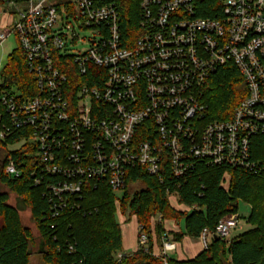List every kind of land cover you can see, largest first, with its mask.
Masks as SVG:
<instances>
[{
  "label": "built area",
  "instance_id": "built-area-1",
  "mask_svg": "<svg viewBox=\"0 0 264 264\" xmlns=\"http://www.w3.org/2000/svg\"><path fill=\"white\" fill-rule=\"evenodd\" d=\"M119 1L0 0V143L13 141L0 148L5 174L23 176L14 153L31 157L52 218L102 184L124 192L135 166L160 183L185 178L196 160L264 176L251 145L264 136V0H140L133 40ZM78 29L91 31L87 42ZM81 42L89 48L71 55ZM18 57L32 82H11ZM230 64L247 94L230 119L209 121L204 88ZM240 222L234 214L205 228L203 249L230 244ZM141 231L138 250L149 246ZM177 249L166 236L158 256L168 264Z\"/></svg>",
  "mask_w": 264,
  "mask_h": 264
},
{
  "label": "trees",
  "instance_id": "trees-1",
  "mask_svg": "<svg viewBox=\"0 0 264 264\" xmlns=\"http://www.w3.org/2000/svg\"><path fill=\"white\" fill-rule=\"evenodd\" d=\"M119 3L124 36L136 39L141 33L140 0H120ZM198 16L215 17L204 11ZM6 72L12 83L33 80L21 57L12 58ZM70 81L78 82V78L72 75ZM246 94L236 67L232 64L220 67L204 88L207 120L230 119ZM7 143H0V148H6ZM251 145L253 159L264 165V136L254 137ZM14 156L23 176H7L4 172L6 160H3L0 183L30 209L44 244L42 256L47 264H164L161 257L154 255V237L159 242L169 234L178 242L185 236L199 238L205 228L214 231L223 217L238 214L240 201L247 202L252 208L249 231L234 238L230 244L214 240L209 249L194 259L178 261L170 258L168 264H264L262 175L239 168L210 167L205 161L196 160L195 170L185 178L170 180L166 176L164 183H160L144 168L135 166L128 171L121 198L102 184L97 189H89L78 202V208L52 218L41 187H34L31 157L21 153H14ZM173 192H176L178 204L188 211L172 206ZM9 199L8 192H0V264H29L30 248L34 244L32 231L23 226L19 212L9 204ZM119 214L134 217L141 232L149 236L147 249L140 248L122 261L118 260V255L124 252ZM166 221L175 222L180 231L168 233L164 227Z\"/></svg>",
  "mask_w": 264,
  "mask_h": 264
},
{
  "label": "rangeland",
  "instance_id": "rangeland-1",
  "mask_svg": "<svg viewBox=\"0 0 264 264\" xmlns=\"http://www.w3.org/2000/svg\"><path fill=\"white\" fill-rule=\"evenodd\" d=\"M79 34L81 39H85V41L87 42L88 39L91 37V31L89 30H79ZM86 42H81L79 43V46L73 48V50L71 51V55H75L79 52H83L86 51L89 48L88 43ZM12 45H8V49H10ZM32 155H35L34 152H31ZM2 154V151L0 150V156ZM1 159H0V164H1ZM0 192H8L9 194V204L11 206H13L14 208L17 209V211L20 214L21 217V222L23 224V226H25L26 228L30 229L32 231V235L34 238V244L33 246L30 248V252H31V257H30V261L29 264H47L44 260V257L39 253L41 250V247L39 246L40 243V235L39 232L36 229L35 223L32 219V215H31V211L30 209L25 205V203L23 201H21L16 194L10 192L9 190H7L5 187L2 186V184L0 183ZM114 195L117 198H121L123 195V192H115ZM251 206L250 204H248L245 201H240L239 202V207H238V215L240 216L241 222L239 225V228L235 233V235L240 236L241 234L249 231L252 227L248 224V219L251 215ZM231 216L227 215L225 217H223L222 219ZM121 218H123V222L121 221ZM134 218V217H133ZM133 218H130L128 215L123 217L121 216V214L118 215V220L120 223L123 224H127V225H133L134 221L132 220ZM182 228L184 227V223L182 222ZM155 231V228H154ZM234 235V234H233ZM176 242V241H175ZM177 243V242H176ZM163 247V245H162ZM40 249V250H39ZM162 250V249H161Z\"/></svg>",
  "mask_w": 264,
  "mask_h": 264
},
{
  "label": "crops",
  "instance_id": "crops-1",
  "mask_svg": "<svg viewBox=\"0 0 264 264\" xmlns=\"http://www.w3.org/2000/svg\"><path fill=\"white\" fill-rule=\"evenodd\" d=\"M171 204L174 208L180 211H188L189 209L180 206L177 202L176 197L171 198ZM123 218L121 221L123 222ZM134 221L133 225H127L121 223L122 229V237H123V250L126 253L133 254L137 252L139 248V225L135 218L132 219ZM164 227L168 233H177L180 231L178 225L173 221H166L164 223ZM238 230V229H237ZM236 230V231H237ZM235 231V232H236ZM238 237V235H233V239ZM169 239L175 241L174 236L169 234ZM178 245V249L176 252L170 253V258H174L178 261H186L196 258L199 254H201L204 249L198 238H192L190 236H185L180 242L176 241ZM163 245V240L159 242L156 237L153 239V252L155 256H158L161 252Z\"/></svg>",
  "mask_w": 264,
  "mask_h": 264
},
{
  "label": "water",
  "instance_id": "water-1",
  "mask_svg": "<svg viewBox=\"0 0 264 264\" xmlns=\"http://www.w3.org/2000/svg\"><path fill=\"white\" fill-rule=\"evenodd\" d=\"M7 64H8V62L6 61V62H5V65H7ZM214 240H215V241H218L217 238H215ZM39 246L41 247V250L39 249V250H40L39 253L42 255V254L44 253V244L42 243L41 240H40ZM30 254H31V252H30Z\"/></svg>",
  "mask_w": 264,
  "mask_h": 264
}]
</instances>
